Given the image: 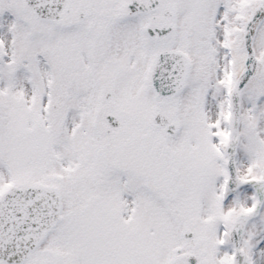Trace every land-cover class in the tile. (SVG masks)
Masks as SVG:
<instances>
[{"label":"snow or ice","instance_id":"snow-or-ice-1","mask_svg":"<svg viewBox=\"0 0 264 264\" xmlns=\"http://www.w3.org/2000/svg\"><path fill=\"white\" fill-rule=\"evenodd\" d=\"M0 264H264V0H0Z\"/></svg>","mask_w":264,"mask_h":264}]
</instances>
